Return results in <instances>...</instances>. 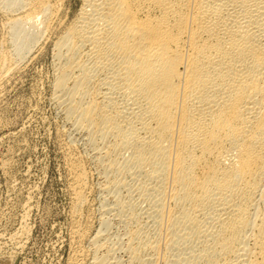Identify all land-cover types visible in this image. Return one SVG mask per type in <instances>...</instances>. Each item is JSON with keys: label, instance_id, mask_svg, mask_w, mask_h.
Listing matches in <instances>:
<instances>
[{"label": "bare ground", "instance_id": "obj_1", "mask_svg": "<svg viewBox=\"0 0 264 264\" xmlns=\"http://www.w3.org/2000/svg\"><path fill=\"white\" fill-rule=\"evenodd\" d=\"M82 1L70 19L61 0L3 6L21 59L57 34L55 99L93 149L108 214L89 263L264 264V0ZM70 159L79 213L88 171Z\"/></svg>", "mask_w": 264, "mask_h": 264}, {"label": "rangeland", "instance_id": "obj_2", "mask_svg": "<svg viewBox=\"0 0 264 264\" xmlns=\"http://www.w3.org/2000/svg\"><path fill=\"white\" fill-rule=\"evenodd\" d=\"M61 2L66 19L73 18L83 4L82 0ZM3 4L0 0V50L17 56L10 59L18 66L4 77L0 73V264H90V238L108 214L102 205L101 170L93 149L84 139H76L73 122L55 99L57 34L42 30L28 57L21 59L14 53L13 34L5 23L9 11ZM73 155H83L88 171V197L79 213L74 212ZM116 218L110 219L105 234L119 246L123 237L127 240V226ZM76 225L86 229L84 239L77 235ZM125 252L123 247L114 256L126 257Z\"/></svg>", "mask_w": 264, "mask_h": 264}]
</instances>
